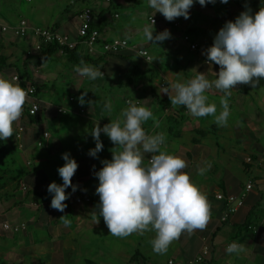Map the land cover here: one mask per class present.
<instances>
[{"label":"crops","instance_id":"obj_1","mask_svg":"<svg viewBox=\"0 0 264 264\" xmlns=\"http://www.w3.org/2000/svg\"><path fill=\"white\" fill-rule=\"evenodd\" d=\"M231 1L234 2L231 4ZM19 2L20 0L15 3L12 0H0V60L5 57L7 63L13 66L4 72L6 79L12 80V75L19 74V68L24 66L26 76L22 79L40 90L35 80H32L38 79V75H34V72L31 74L41 53V49L37 47L38 40L30 34L17 36L11 29H2L6 24L15 25L18 17L24 16L18 10ZM106 3V6L93 9L96 23H102L103 39L121 38L118 36L121 33L132 36L137 34V43L131 42L130 38H123L138 48L148 49L153 57L152 61H146L132 50L125 51L123 54L130 56L133 62L136 58L139 64L135 63L144 71L138 82L129 84L125 75L132 65L130 61L103 54L100 46L93 53H89L85 47H80L78 51L90 54L95 59L102 57L97 67L102 62L109 64L106 74L103 73L104 77L109 78L112 87L130 88L138 96L126 99V104L114 113L116 119L129 106L128 99L132 102L139 100L137 106H145L152 111L153 118L143 124L145 132L148 135L163 132L166 140L162 148L187 161L184 172L190 175L211 204L209 223L203 231L197 230L191 235L183 233L169 246L165 254H157L151 244L156 235L154 231L132 234L126 238L110 235L103 217L99 216L100 198L89 204H78L69 196L65 201L67 207L64 212L54 210L51 207L53 194L48 192V186L52 182L63 184L58 173V168L62 165L51 167L48 160L38 158L37 161V157L43 150L51 149V134L57 133L59 126L57 120H48L50 110L54 111L52 108L55 106L42 97L39 91L40 114L32 117L25 104L21 118L14 122V134L11 138L18 153L11 157L10 163L2 159L3 153H8V150L6 140L0 139V264H168L170 259L175 264H186L201 252L204 245L210 247V254L203 264H264V160L260 161L264 158V98H260L250 85H238L228 97L230 115L227 126H220L211 115L194 117L183 106L173 108L168 94L164 93L165 88L170 89L171 83L186 82L198 72L204 73L210 81L215 80L217 77L214 72L218 74L219 65L208 62L206 50L214 43V40L208 38V32L218 34L226 22H234L244 11L251 10L254 15L264 6V0H228L226 4L216 0V3H208L206 6H201L197 0L190 9L188 19L178 17L173 21H168L161 13L156 12L147 19L150 23L152 18L155 23H159V32L165 29L170 32V38L156 44L147 42L142 37L143 26L148 24L146 21L141 26L134 25L131 21L117 25L109 13L113 0H106ZM119 5L129 7V4ZM82 9H79L78 15L70 23L49 19L45 27L55 28L75 38ZM114 17L118 18L119 13L115 12ZM29 22L33 26H44L35 24L30 19ZM155 34L157 33L154 32ZM184 34H189L191 41L198 44L196 49L190 48V44L184 40ZM19 40L28 45L26 57L22 59L15 58V52L20 53L19 49L14 51ZM35 52L38 53L37 58H33ZM67 62L68 55L57 52L41 67H47L50 75L58 66H66ZM67 72L69 78L65 81L82 85L87 80L71 68ZM163 82L166 83L165 86L162 85ZM104 83L105 81H100L102 86ZM89 93L95 96L91 91ZM205 94L209 103L216 104L218 115L222 110L220 100L224 93L213 87ZM92 102L93 105L86 108L83 106L86 109L85 114L78 111L81 104L75 107L81 114L77 135L87 134L98 123L101 126L111 122L110 118L102 116L99 110L102 104L99 100L92 99ZM92 108L95 110L94 115H89ZM205 120L211 123L205 126ZM69 121L66 123L69 124ZM19 127L24 128L21 139L17 137ZM47 127L54 132L51 133ZM38 130L40 132L37 136ZM45 131L50 132V137L40 147L37 141L43 138ZM105 137L109 138L100 136V139L104 140ZM90 139L95 142L93 136ZM114 147L116 146H104L101 152L113 154L111 149ZM82 150L86 154L90 149L84 145ZM80 155L83 154H79L78 159L74 157L77 163L82 158ZM70 157L73 158V152ZM248 157L253 161L248 162ZM148 158L145 155V163ZM20 160L26 161L25 167L19 165ZM103 160L105 159L100 157L92 165L78 163L73 185L91 186L94 180H98L95 173L103 167ZM5 163L7 166H3ZM208 165L211 167L208 168ZM199 168L206 169L202 175L198 172ZM248 181H252L254 186L247 194L245 204L227 221H222L224 201L218 199L216 194H238ZM24 184L27 190L23 189ZM71 189L72 187L67 188L66 193ZM19 191L20 194L17 193ZM64 215L70 221L69 225L60 220ZM5 221L11 224L26 223L27 228L15 233L3 228ZM253 227H256V231ZM231 242L243 243L247 251L228 254L226 247Z\"/></svg>","mask_w":264,"mask_h":264},{"label":"clouds","instance_id":"obj_2","mask_svg":"<svg viewBox=\"0 0 264 264\" xmlns=\"http://www.w3.org/2000/svg\"><path fill=\"white\" fill-rule=\"evenodd\" d=\"M197 0H148V6L161 13L168 21L178 17L188 19L190 9ZM228 3V0H220ZM201 6L216 3V0H198ZM155 20L145 24L142 37L147 42L156 44L170 38L165 29L154 35ZM209 63L219 65L217 77L210 81L205 74H198L186 82H174L170 89L165 88L173 108L183 106L194 117L213 116L214 122L227 126L230 108L228 97L232 89L238 85H250L256 89L260 80L264 79V6L254 15L251 10L242 12L236 20L228 21L219 30L214 43L206 50ZM74 71L90 80L103 78L104 73L83 60L75 66ZM12 80L0 76V139L7 140L14 134V122H17L27 102L26 91ZM213 87L224 95L221 97V111L217 115L215 103H209L206 92ZM264 92V87H260ZM85 91L79 102L85 104ZM93 105L92 101L87 102ZM128 107L120 113V118L111 119L100 127L99 123L92 130L95 148L89 155L97 157L103 150L101 133L106 134L116 146L111 149V160H103V167L95 173L99 180L96 193L99 195V216H102L110 235L126 238L132 234H143L154 231L155 238L151 241L153 251L165 254L169 246L178 240L183 233L188 235L206 229L211 216V204L206 195L195 184L190 175L184 172L187 161L178 155L169 154L162 146L166 136L163 132L148 135L143 124L153 118L152 111L145 106H137L128 101ZM110 110V102L105 104ZM33 106V114L37 111ZM157 121V126H158ZM46 135V133H45ZM151 154L145 163V155ZM65 164L58 168L63 184L52 182L48 192L53 194L51 207L64 212L69 198L66 189L72 187L73 176L78 163L69 153L63 154ZM211 165H208L210 168ZM199 168V174L205 172ZM65 225L70 221L65 215L60 217ZM99 223V219L96 220ZM7 228V225H4ZM247 251L243 243L233 242L226 247L228 254Z\"/></svg>","mask_w":264,"mask_h":264},{"label":"rangeland","instance_id":"obj_3","mask_svg":"<svg viewBox=\"0 0 264 264\" xmlns=\"http://www.w3.org/2000/svg\"><path fill=\"white\" fill-rule=\"evenodd\" d=\"M13 3L16 2V0H12ZM234 1H231V4ZM121 4H128L125 2V0H113L112 8L109 11L110 16H112L114 23L121 24V23H130V21L134 25L141 26L146 21L148 24H150V20L147 19L150 15L155 14V10L148 6V0H140V4L136 7H122ZM106 0H20L18 5V10L20 13L24 14V16L31 22L39 25L47 26L48 20L51 19L52 21H67L70 23L73 21L76 16L78 15L79 9L85 8V7H92V9L96 10L98 7L106 6ZM84 6V7H83ZM255 8V7H253ZM230 13L233 12V10L230 8ZM115 12L119 13V17H114ZM215 15H217L215 11ZM48 17V18H47ZM155 32L159 33L160 26L159 23H155ZM214 32H208L207 36L208 38H211V40H214L215 36ZM121 38H130L131 42L137 43L139 42L138 35L132 36V34L127 33H121ZM132 36V37H131ZM19 45H17L14 48V51L20 50L19 52H15V58L22 59L23 57H26V50L28 48V45L26 43H22L19 40ZM38 53L35 52L33 55V58H37ZM95 59V58H93ZM97 59V58H96ZM95 59V60H96ZM134 61L138 63V60L135 58ZM101 62V61H100ZM87 65H91L95 68H99L102 72H105L109 68V64L106 62H102L99 67L97 62H88ZM76 64H74L72 61L68 59L67 65L64 66L61 65L58 66L57 71L49 72L47 67H41L37 64H34L32 68V73H35L34 75H38V79H32L35 80L36 86L40 88V92L42 94V97H44L46 100H49L55 107L52 108L54 111L50 110L51 114L48 116L49 121H58L59 131H56L54 135L51 134L52 141H51V149H45L42 151L40 156L37 157V161L39 159L48 160L51 163V167H55L57 164V167L60 165L65 164V160L63 159L64 153H69L71 156V153L73 152V158L78 159L79 154L82 158L79 159V162H82V164H95L98 162L99 158H104L105 160H111L113 154H104L102 152H99L97 154V157H92L89 155V151L85 154L83 153L82 147L84 145H87L89 149L95 148V142H92L90 139V136H92V130H88L87 134H79L77 135L76 131L80 128V121H81V114L75 110V107L80 104L79 97L87 91V96H85V104L83 105L85 108L89 106L87 103L88 101H92V99L99 100L101 107L100 111L103 117L110 118L115 120L116 115L115 112L118 111V109H121L124 106V103L126 104V99L130 98H137L138 96H135L130 88H124L121 89L113 88L112 85L109 82V78L103 77L99 78L98 81L96 80H90L87 78L82 85L74 84L72 81H65L67 78H69L68 69L71 68L74 71ZM24 67V66H23ZM23 67L19 68V74L21 76L25 77L26 73L24 72L25 69ZM24 69V70H23ZM51 71V69H50ZM63 73V74H62ZM33 75V76H34ZM109 75V74H108ZM107 75V76H108ZM124 76V75H123ZM126 77V75H125ZM34 78V77H33ZM86 78V77H85ZM100 81H105L104 85L102 86L100 84ZM125 79L123 80V82ZM96 83V84H92ZM260 87H264V79L260 80V84L257 86L256 89H253L254 92L258 93L260 98H264V92H261L259 89ZM94 93L95 96L91 95L89 93ZM251 92V90H249ZM127 96V97H126ZM70 97H74L75 103H72L70 100ZM110 102L111 108L110 110H107L105 108V104ZM65 107L68 109L67 113H60L58 111V107ZM45 110H48L45 108ZM90 111V110H89ZM94 108H92V112H89V115H94ZM99 113L98 111H96ZM88 115V113L86 114ZM111 116V117H110ZM87 116H85L86 118ZM70 118V119H69ZM89 118V117H88ZM69 121V124L66 122ZM79 122V123H78ZM205 126L209 125L211 121L205 120L204 122ZM73 125V126H72ZM48 130L52 133L51 128L47 127ZM40 130L37 132V136L39 135ZM85 137V138H83ZM102 143L104 146L114 145L110 138L105 137L104 140H102ZM55 147V148H54ZM6 148L8 150V153L4 152V157L2 159L10 161L12 160V156H17L18 150L13 144L12 138H9L6 140ZM73 149V151H72ZM1 155V154H0ZM39 158V159H38ZM82 160V161H81ZM96 161V162H95ZM88 162V163H87ZM19 164V162H18ZM22 166H26L25 160H20V164ZM3 166H7V163H5ZM95 167V166H94ZM95 178V177H93ZM98 179V178H96ZM96 181V180H94ZM93 181V182H94ZM20 194V191L17 192Z\"/></svg>","mask_w":264,"mask_h":264},{"label":"built area","instance_id":"obj_4","mask_svg":"<svg viewBox=\"0 0 264 264\" xmlns=\"http://www.w3.org/2000/svg\"><path fill=\"white\" fill-rule=\"evenodd\" d=\"M110 1V0H107ZM153 20V18H152ZM155 20V19H154ZM178 25V23H177ZM3 31H7L11 29L14 33V35L17 36H25V35H32L38 40V48L41 49L43 45L48 44H56L58 46V52L65 53L67 49H79L80 47H85L89 53H93L97 51V46H100V49L103 54H118L125 51L132 50L137 55L144 58L146 61H152L153 57L148 49L144 48H138L135 45H132L128 39L115 37L111 39H103L102 37V31L97 27L96 25V16L91 7H85L81 10L80 13V25L78 28L77 36L71 37L69 34L60 32L59 30L55 28L45 27V26H38V25H31L29 20L23 16L20 15L17 19V22L15 25H3L2 26ZM184 40L190 44L191 49H196L198 44L191 41V37L189 34H184ZM1 76V75H0ZM16 77L14 83H18L27 93V106L29 115L32 117H37L40 114L41 111V101L39 99V96L37 94V88L32 85L31 83L24 81L22 77L15 73L12 75V78ZM165 82L162 83L163 86H165ZM71 102L74 103L75 99L74 97L70 98ZM131 101L130 99L127 100ZM136 104H139V100L133 101ZM36 106L38 109L33 114V106ZM58 111L60 113H67L68 109L65 107H58ZM78 111L81 114H85L86 109L83 106H78ZM104 125H101L100 127L103 128ZM24 128L19 127L17 137L22 138V134ZM46 133V135H45ZM101 136H107L103 132L101 133ZM50 137V132L45 131L43 133V138L37 141L38 146H43L44 141ZM20 146L22 147V143H20ZM149 156L148 159H150L151 154H146ZM264 158H262L260 161H263ZM248 162H252V158H247ZM99 186V180H96L92 183L91 186L87 187L86 185H78L76 186V191L73 192L72 189L68 191L69 196H72L76 203L78 204H89L92 203L93 200L99 199V195L96 193V188ZM253 182L248 181L245 187L238 193V194H224V193H217L216 197L218 199H221L224 201V207L221 214V220L227 221L230 216L237 212V210L242 207L245 204V199L247 197V194L253 189ZM23 189L27 190V186L24 184ZM7 225V228L4 227V225ZM3 228L6 230H10L12 232H19L21 230H24L27 228L26 223H18V224H11L7 221L3 223ZM256 231V227H253ZM233 243V242H231ZM231 243H228L227 246ZM210 254V247L208 245H204L201 252L196 255L193 259H191L186 264H203L206 257ZM168 264H175V261L173 259H170L168 261Z\"/></svg>","mask_w":264,"mask_h":264},{"label":"trees","instance_id":"obj_5","mask_svg":"<svg viewBox=\"0 0 264 264\" xmlns=\"http://www.w3.org/2000/svg\"><path fill=\"white\" fill-rule=\"evenodd\" d=\"M129 4V7H136L137 5L140 4L139 0H126ZM110 10V9H109ZM97 27L102 30V23H96ZM40 56L38 58V61L36 62V64L38 66H43L47 61H49L54 54H56L58 52V46L56 44H48V45H43L41 47V51H40ZM122 53H118V54H113V56L116 57H120V58H124L128 61L131 62V66L129 67L127 73H126V79H127V83L129 84H133L136 83L140 80V78L142 77V75L144 74V71L135 63L132 61V58L130 56H126L125 54ZM65 54L68 55V59L70 61H72L74 64L79 65L80 61L83 60L85 62V64H87L88 62H99V60H102V57H99L98 59H93L92 55L90 54H83L81 52H79L77 49H67L65 51ZM112 55V54H110ZM13 67L12 65L7 63V59L5 57L1 58L0 60V75L5 77L4 72ZM19 71V70H18ZM21 76V74H20ZM23 77V76H21ZM39 89L37 88V94L39 93Z\"/></svg>","mask_w":264,"mask_h":264}]
</instances>
